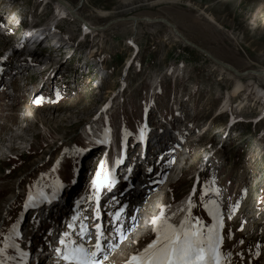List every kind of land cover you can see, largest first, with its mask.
Here are the masks:
<instances>
[{"label":"rangeland","instance_id":"obj_1","mask_svg":"<svg viewBox=\"0 0 264 264\" xmlns=\"http://www.w3.org/2000/svg\"><path fill=\"white\" fill-rule=\"evenodd\" d=\"M64 1L94 26L126 16L169 19L187 39L239 71L264 68V0ZM38 2L24 0L22 5L8 0L7 4L16 3V10L37 19L53 20L52 4L41 10L36 8ZM101 11L111 14L103 17ZM59 24L76 41L82 39L79 22L65 19ZM96 33L88 39V48H98L97 58L89 61L93 69L88 76L85 68L71 71L66 64L59 71L52 68L44 73L32 66L17 67V73L6 78L0 72V84L4 79L0 86V153H7L9 147L22 152L31 145L24 154L0 162V247L5 248L0 260L13 264L24 247L20 226L23 231L35 226V209L40 208L36 201L56 191L60 194L42 206L48 204L44 213L63 217L57 229L36 218L40 229L47 225L51 236L56 231L57 241L54 238L50 243L53 248L62 247L60 239L71 242L75 238L80 216L90 220L95 209L93 187L86 192L84 183L96 152L91 145L97 143L88 141L102 137L109 123L118 153L111 191L123 196L120 200L125 208V194L144 193L138 202L135 196L126 209L133 210L132 218L103 264H125L143 249L154 238L151 221L160 216L156 209L191 188L197 189L191 220L218 225L221 246L226 248L224 264H264V118L256 121L264 113L263 96L255 100L245 99L243 92L233 95L236 80L216 69L203 54L176 41L162 23L140 22L134 29L132 24L117 22ZM241 79L244 84L264 87L262 78L248 75ZM228 95L225 110L230 109L219 116L218 109ZM240 118L245 121L236 123ZM8 131L15 133L4 140ZM166 136L175 142L180 161L175 155L170 158L173 162H163L170 154ZM157 144L162 146L158 152ZM148 152L157 163L153 164L156 175L144 181L142 164ZM168 209L175 221L172 211L184 207L177 203ZM210 209L219 213L217 221ZM164 215L170 222L169 215ZM68 224L74 227L69 229ZM13 225L18 233L15 237ZM13 242L15 249L10 247Z\"/></svg>","mask_w":264,"mask_h":264},{"label":"snow or ice","instance_id":"obj_2","mask_svg":"<svg viewBox=\"0 0 264 264\" xmlns=\"http://www.w3.org/2000/svg\"><path fill=\"white\" fill-rule=\"evenodd\" d=\"M110 181L108 175H101L97 172L96 178L92 181V187L99 193L101 187L106 186ZM33 197L29 195V200ZM79 203V202H78ZM28 207L27 202L25 208ZM210 215L214 221L219 219V213L210 209ZM118 215V213H117ZM77 217L73 216L75 221ZM99 220V214L96 216ZM154 238L143 249L133 253L125 264H224L221 251V235L218 225L213 223L205 226L199 220L191 219L181 222L179 225L169 222L165 218L163 210L159 217H153L151 221ZM73 224H68V228H73ZM222 227V225H219ZM95 242L89 247L86 243L77 241L69 242L67 239H60L55 252L65 264H103L108 258L110 249H105L102 244L104 233L100 223L94 224ZM79 233L91 241L92 237L85 232V227L81 225ZM16 227L13 225L12 236H17ZM68 236L67 233L64 234ZM123 236V233H120ZM5 239H8L7 237ZM242 243V241H241ZM7 247V245H6ZM17 248L16 243L10 245ZM5 248L0 247V255H3ZM21 257L25 253H20ZM9 259H12L9 257ZM0 264H4L0 260Z\"/></svg>","mask_w":264,"mask_h":264},{"label":"bare ground","instance_id":"obj_3","mask_svg":"<svg viewBox=\"0 0 264 264\" xmlns=\"http://www.w3.org/2000/svg\"><path fill=\"white\" fill-rule=\"evenodd\" d=\"M144 1V0H143ZM56 2V6H57V8H58V12H59V15L60 16H63L64 14H66V13H68L67 12V9L63 6V5H61V4H59L57 1H55ZM145 2V1H144ZM163 2H166V3H178V0H156V1H154L153 2V4H160V3H163ZM142 4V3H141ZM70 5V4H69ZM124 6V5H123ZM76 12H78V9H76ZM79 13V12H78ZM109 14H111V13H108V12H106V11H101V13H100V15L101 16H103V17H107ZM129 17H131V16H129ZM143 17H147V16H143ZM70 18H72V16L70 17ZM120 18H128V16H126V17H118V18H114V19H111L110 21H112V20H115V19H120ZM138 18H142V17H138ZM149 18H151V17H149ZM73 19V18H72ZM73 20H75V21H77L76 19H73ZM169 20V19H168ZM125 22H127V23H129V24H132V26H133V28L135 29L136 27H137V24L138 23H140V22H143V23H154V22H147V21H125ZM125 22H122V23H125ZM161 23V22H160ZM89 24L91 25V26H94L93 24H91L90 22H89ZM115 24H117V23H115ZM162 24H164V23H162ZM165 25V24H164ZM82 26V25H81ZM166 26V25H165ZM109 27H111V26H109ZM167 28H168V31H169V33H170V35L176 40V41H179V39L172 33V31H171V29L168 27V26H166ZM176 28H177V26H176ZM99 30V29H98ZM179 30V29H178ZM85 31H92V30H89V29H86L85 28ZM100 31H102V30H100ZM99 31V32H100ZM136 31V30H135ZM94 33H96V32H94ZM169 35V36H170ZM98 38V37H97ZM189 40V39H188ZM204 56H206V55H204ZM214 56V55H213ZM215 57V56H214ZM217 58V57H216ZM218 59V58H217ZM220 60V59H219ZM222 61V60H221ZM65 62V61H64ZM224 62V61H223ZM214 63V62H213ZM228 64V63H227ZM48 66H50V63H47L46 65H45V67H47L48 68ZM62 66L63 65H57V66H55L54 68L56 69V71H59L61 68H62ZM214 66L216 67V69H219V71H221V72H223V73H227L230 77H232V78H234L236 81V84L234 85V89H233V95H238L240 92H243V94H244V97H246L245 99H247L248 97H253V98H255V100L256 99H260V97L259 96H263L261 99L262 100H264V87L262 86V88H259L258 86H256L254 83H247V84H244L243 82H242V77H245V76H248V75H252V76H256V78L258 77V79H260V78H262V79H264V77H262V76H258V75H255V74H247V75H244V76H242V77H238V76H236V75H234V74H232L231 72H229L228 70H226V69H224L223 67H221V66H219V65H217L216 63H214ZM238 70V69H237ZM256 70H261V71H264V68L263 69H256ZM41 73H43V72H41ZM260 77V78H259ZM229 98H230V95H228V97H227V99L225 100V102H224V106L222 107V109H224V110H221L222 112H224L225 111V108H227L228 107V105H229ZM242 102L241 103H239V107H242ZM243 108V107H242ZM13 137V136H12ZM11 142V141H10ZM161 142H162V144H165L166 143V140L165 139H162L161 140ZM166 150V151H165ZM167 149L166 148H163V154H166L167 153ZM5 154V153H4ZM128 191H130V190H127V192ZM133 192H136L137 193V191L136 190H133V191H130V192H128V194L126 195H124V201H126L127 203H126V209H128V208H131V206H132V202L134 201L133 199H135V196H136V199H135V201H139V199L143 196V191H141L140 193H139V195L138 194H136V195H134L133 194ZM122 198H123V196H121ZM154 198V197H153ZM153 200V199H152ZM121 202H123V200H121ZM151 208V207H150ZM145 240V239H144Z\"/></svg>","mask_w":264,"mask_h":264},{"label":"water","instance_id":"obj_4","mask_svg":"<svg viewBox=\"0 0 264 264\" xmlns=\"http://www.w3.org/2000/svg\"><path fill=\"white\" fill-rule=\"evenodd\" d=\"M58 2H60L61 4H63L65 7L68 8V10L70 11V13L77 19H79L83 24H85L86 26L87 23L79 16L77 15L73 9H71V7H69V5H67V3H65L63 0H57ZM147 21V22H162L165 25H167L172 33L180 40L182 41L184 44L196 49L197 51H199L200 53H203L204 55H206L211 61H213L214 63H216L217 65L223 67L224 69L228 70L229 72H231L232 74L238 76V77H242L244 75L247 74H255L258 76H262L264 77V71L261 70H256V69H248V70H244V71H239L237 70L235 67H233L230 64H227L219 59H217L216 57H214L209 51H207L206 49L200 47L199 45L195 44L194 42L188 40L183 33H181L178 28H176V25L165 19V18H147V17H142V18H138V17H128V18H120V19H115L112 21L107 22L106 24H104L103 26L98 27V29H106L109 26L117 23V22H123V21Z\"/></svg>","mask_w":264,"mask_h":264}]
</instances>
